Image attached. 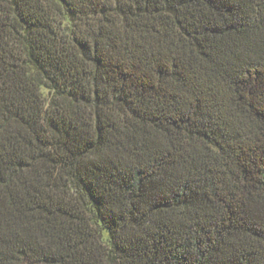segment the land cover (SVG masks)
Listing matches in <instances>:
<instances>
[{
	"label": "trees",
	"instance_id": "trees-1",
	"mask_svg": "<svg viewBox=\"0 0 264 264\" xmlns=\"http://www.w3.org/2000/svg\"><path fill=\"white\" fill-rule=\"evenodd\" d=\"M0 264H264V0H0Z\"/></svg>",
	"mask_w": 264,
	"mask_h": 264
}]
</instances>
